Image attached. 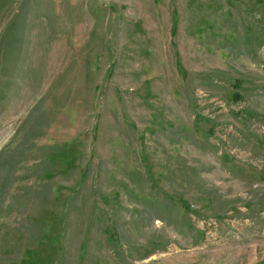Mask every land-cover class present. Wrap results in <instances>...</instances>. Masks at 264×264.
Instances as JSON below:
<instances>
[{
    "label": "rangeland",
    "instance_id": "rangeland-1",
    "mask_svg": "<svg viewBox=\"0 0 264 264\" xmlns=\"http://www.w3.org/2000/svg\"><path fill=\"white\" fill-rule=\"evenodd\" d=\"M0 264H264V0H0Z\"/></svg>",
    "mask_w": 264,
    "mask_h": 264
}]
</instances>
